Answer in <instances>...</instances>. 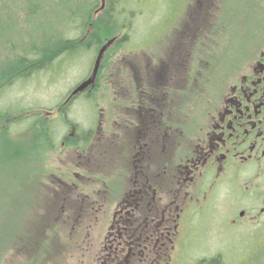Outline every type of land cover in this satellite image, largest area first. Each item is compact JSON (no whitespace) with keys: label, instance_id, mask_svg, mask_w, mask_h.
<instances>
[{"label":"rangeland","instance_id":"1","mask_svg":"<svg viewBox=\"0 0 264 264\" xmlns=\"http://www.w3.org/2000/svg\"><path fill=\"white\" fill-rule=\"evenodd\" d=\"M1 1V54L5 51L1 69L13 64L11 61L14 60L12 53L1 47L7 42L17 46L28 41L42 47L55 41L61 42L59 36L74 42L81 37L78 24H72L70 19L58 14L62 11L61 0ZM81 1L83 8L90 9L91 1L97 0ZM120 2L116 11L119 23L126 19L134 22L129 38L135 45L133 50L138 49L140 44L160 39L165 26L175 22L176 8L180 6L178 0ZM120 8L127 12L131 10L134 15L131 16L132 12L128 15L129 12ZM225 8L226 25L223 23V29L212 30L211 33V38L219 44L216 51L211 52V62L204 63V70L213 78L247 49L250 40L259 32H264L260 31L264 25V0H228ZM33 9H36L35 16L30 13ZM48 12L53 18L50 23L42 22L39 17L45 15L47 18ZM66 14L68 17L70 12ZM222 16L219 14L220 20L215 17L214 27L221 24ZM93 22L95 26L89 32H96V37L101 40L95 47L91 45L82 50L79 47L74 53L60 52L50 63L47 58L44 59L41 62L46 63L44 67L39 64L38 68L31 66L33 69L30 67L31 71H26V74L20 69L16 76L9 79V83L4 84L6 100L12 103L14 100L19 112L0 120V264H110L112 261L113 240L116 237L113 228L115 210L127 192L126 176L120 170L128 155L127 150L123 148L121 154L113 155L109 142L111 137L104 131L109 127L107 124L102 129L94 125V137L85 150L77 146L78 137L66 140L70 127L88 129L92 125V107L85 100L73 104L68 117L64 115L62 121L53 118L56 114L62 118L57 107L66 100L71 89L91 74L99 46L120 34V28L108 29L104 33L96 25V20ZM118 49L124 56L129 55L128 59L130 56L138 57V54L130 55V44ZM146 49L156 54L162 45L156 43ZM17 55L25 57L22 51ZM200 57V61L204 62V56ZM124 58H120V62ZM107 63L103 67L99 91L91 93L97 99L99 111H105V123L114 107L115 91L123 81L121 73L107 75ZM112 69L117 71L114 65ZM13 70L10 68L11 73ZM202 81L207 83L205 74ZM202 89L203 86H200L190 95L186 113L190 111L192 116L199 115L208 97V92L204 95ZM6 103L0 95V108ZM45 111L53 112L51 116L47 115L52 120L51 125L48 124L51 127L50 142L44 141L47 136L43 123ZM120 113L117 108V114ZM18 114L21 121L17 120ZM32 115L37 117L33 127L31 122L35 117ZM112 129L121 131V128ZM101 135H105L104 139L100 138ZM117 138L124 147L128 146L124 137L117 135ZM18 145L19 158L15 165L11 155ZM82 155L84 157L80 159ZM93 156L97 159L92 161ZM253 201L239 188H228L216 195L207 209L194 214L189 248L187 251L176 250L174 262L170 264H264V217L256 223L245 219L239 227L231 224L236 212L244 208L248 211V205ZM155 259L154 256L149 262L157 264Z\"/></svg>","mask_w":264,"mask_h":264},{"label":"flooded vegetation","instance_id":"2","mask_svg":"<svg viewBox=\"0 0 264 264\" xmlns=\"http://www.w3.org/2000/svg\"><path fill=\"white\" fill-rule=\"evenodd\" d=\"M178 1L175 22L165 26L160 39L140 44L136 50H133V40L129 39L134 22L126 19L115 25L121 31L108 40L113 42L104 54L95 85L83 92L73 93L76 88L69 92L57 107L62 118L58 114L53 117L62 121L64 115L68 117L73 104L85 100L92 107V125L88 129L70 127L66 140L78 137L77 146L85 150L94 137L95 126L102 129L107 124L109 127L104 131L111 137L113 155L121 154L123 148L127 150L123 169L120 168L126 176L127 192L115 210L116 237L110 264H152L154 261H149L154 256L157 264L174 262L176 250L189 248L194 214L207 209L212 199L228 188L243 189L254 200L248 205V211L244 208L236 212L232 226L239 227L245 219L256 223L264 217V32L250 40L247 49L213 78L204 70V63L211 62V52L219 44L211 38V33L223 29V23L226 25L228 0ZM110 11L116 12L117 8ZM128 12L134 15L133 11ZM219 14H223L222 22L214 27L215 17L220 20ZM77 30L81 32L78 43H84L91 32H85L84 24L78 25ZM260 31H264V25ZM156 43L162 45L158 53L146 49ZM128 44L132 47L130 55L138 54V57L128 59L129 55L124 56L118 49ZM1 47L12 53L14 60L3 69L0 65V95L7 102L0 108V120L17 115L18 104L6 100L3 87L19 73L22 64L35 61L32 51L36 44L27 41L16 46L7 42ZM20 50L25 57L17 55ZM4 54L0 49V63ZM200 55L204 56V62L200 61ZM105 63L107 75L121 73L123 79L115 91L114 107L106 123L105 111H99L97 99L91 95L100 89ZM113 65L117 71L112 69ZM10 68L14 69L12 73ZM203 74L207 83L202 81ZM200 86L204 95L208 92V97L199 115L192 116L190 111L186 113L190 95ZM52 113H43L46 142L52 141L49 126ZM32 117H35L31 122L33 127L37 117ZM17 120L15 117L16 123ZM117 135L126 139L127 147L119 143ZM19 146L12 154L15 165ZM96 159L93 156L92 161ZM116 173L119 172L116 170Z\"/></svg>","mask_w":264,"mask_h":264},{"label":"trees","instance_id":"3","mask_svg":"<svg viewBox=\"0 0 264 264\" xmlns=\"http://www.w3.org/2000/svg\"><path fill=\"white\" fill-rule=\"evenodd\" d=\"M88 1L89 0H85V2H88ZM61 3H62V5H60V6H62V11H59L58 14L62 15L63 17L70 19V23H72V24L75 23V25L84 24V29H85L86 33L91 26H93V27L95 26L94 23L92 24L93 15H94V11L97 8H99L100 1H98V0L96 2L91 1V8L90 9L89 8H83L81 0H63V1L61 0ZM120 3H121L120 0H107V7L104 10V12L102 13V15L97 19V23H96L97 26H100L104 30V33H107L108 29H113V30L118 29V26H115V25L119 24L118 13L114 12V11H110V8H113V7L119 8ZM38 8L39 7H37V9ZM67 11L70 12V15L68 17L66 14ZM78 11H80V12H78ZM30 13L33 16H35L36 9H33V11ZM81 13H83L82 16H80ZM47 15H48L47 18L45 15H41L39 17V19L42 22H49L50 23V20L53 17L51 16V14L49 12L47 13ZM96 35H97L96 32H94L93 34H90V36L85 39L84 43H80V44L77 43L78 41L74 42V40L65 39L63 36H59V38L61 37L60 38L61 42L55 41L52 44H49L47 46L42 45V47H44V49H42V47H40L41 45H39V46L36 45V48H35L36 50H35L34 54H35V56H36L35 58H37V60L34 58L33 59V61L35 60L34 62L22 64L23 67L21 68V70L22 71L23 70L31 71L30 66H34V67L36 66L37 67L38 64L40 67H42V66L44 67L46 63H41L44 59L47 58L49 60L48 63H50L52 61L51 59L53 57H56V55H60V52H61V54H65V52H68V51L74 53L75 52L74 50L76 48L81 47V46H82L81 50L84 49L85 47L87 48L91 45H92V47H95L97 45L98 41H101L99 38L96 37ZM23 119H25V118H23Z\"/></svg>","mask_w":264,"mask_h":264},{"label":"water","instance_id":"4","mask_svg":"<svg viewBox=\"0 0 264 264\" xmlns=\"http://www.w3.org/2000/svg\"><path fill=\"white\" fill-rule=\"evenodd\" d=\"M105 2V0H103V3ZM112 43V41L108 42L107 44H105L103 46V48L101 49L100 53H99V56L95 62V65H94V70H93V73L90 77V79H88L85 83H83L77 90H76V93L77 92H80V91H83L85 89H87L90 85L94 84L95 83V79H96V76H97V73L99 71V67H100V64H101V61H102V57L105 53V51L107 50V48L109 47V45Z\"/></svg>","mask_w":264,"mask_h":264},{"label":"bare ground","instance_id":"5","mask_svg":"<svg viewBox=\"0 0 264 264\" xmlns=\"http://www.w3.org/2000/svg\"><path fill=\"white\" fill-rule=\"evenodd\" d=\"M34 52H35V50L32 51V55H33V57L35 58L36 56H35Z\"/></svg>","mask_w":264,"mask_h":264}]
</instances>
